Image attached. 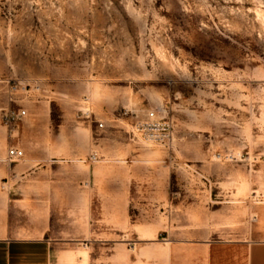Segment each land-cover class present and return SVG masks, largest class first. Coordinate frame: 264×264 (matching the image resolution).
<instances>
[{"label":"rangeland","instance_id":"1","mask_svg":"<svg viewBox=\"0 0 264 264\" xmlns=\"http://www.w3.org/2000/svg\"><path fill=\"white\" fill-rule=\"evenodd\" d=\"M263 211L264 0H0V222L72 226V256L103 239L115 264L143 227L234 235Z\"/></svg>","mask_w":264,"mask_h":264},{"label":"crops","instance_id":"2","mask_svg":"<svg viewBox=\"0 0 264 264\" xmlns=\"http://www.w3.org/2000/svg\"><path fill=\"white\" fill-rule=\"evenodd\" d=\"M38 228L32 236L23 231L27 229L25 224L9 217L1 221L0 264H105L102 248L107 240L91 243L80 238L88 248L97 249L95 253L90 251L85 260L82 255L72 256L75 244L72 226L50 220ZM188 228L168 233L164 228L162 234L158 232L155 236L150 227H143L146 235L143 239L147 242L138 255L126 254L120 248L119 253L112 254L115 264H264V211L249 227L238 226L234 235Z\"/></svg>","mask_w":264,"mask_h":264},{"label":"built area","instance_id":"3","mask_svg":"<svg viewBox=\"0 0 264 264\" xmlns=\"http://www.w3.org/2000/svg\"><path fill=\"white\" fill-rule=\"evenodd\" d=\"M13 90H16L17 87H12ZM27 116V110L21 104L15 103L14 105H10L8 108L4 109L2 112V121L6 128L9 130L10 135L15 137L18 135L20 131V125L24 121ZM150 117H155V112L151 111L149 113ZM103 124L100 123V126ZM148 129L153 127L155 123H145L143 124ZM24 156V150L17 143H12V139L10 140V145L7 150V157L10 162L17 161L18 159Z\"/></svg>","mask_w":264,"mask_h":264}]
</instances>
